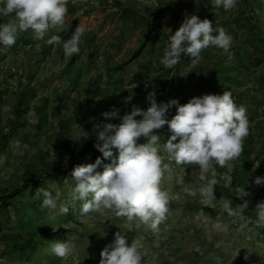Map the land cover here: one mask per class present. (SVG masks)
<instances>
[{"label":"rangeland","instance_id":"obj_1","mask_svg":"<svg viewBox=\"0 0 264 264\" xmlns=\"http://www.w3.org/2000/svg\"><path fill=\"white\" fill-rule=\"evenodd\" d=\"M67 8L65 24L49 29L45 40L29 30L12 46L0 45V264H100L102 249L117 232L129 244L142 241L146 264H264V228L253 223L257 204L264 202V185L255 184L256 176H264V0H238L231 10L215 8L211 0H68ZM242 8L255 13L259 34L253 38L237 15ZM192 14L227 30L233 37L229 53L209 47L197 63L182 54L173 68L164 67L160 61L172 32ZM14 19L0 17V24ZM79 24L87 28L79 54L66 57L62 45L45 42L57 32L71 38ZM224 66L227 72H220ZM226 90L246 107L250 130L239 158L225 167L214 163V197H202L207 181L199 179L198 165L168 159L163 144L171 132L165 124L156 131L168 165L161 186L169 211L159 231L115 210L80 216L71 175L76 165L102 157L96 126L120 122L104 112L116 108L122 116L134 105L146 110L152 91L159 103L184 92L193 98ZM175 114L169 109V118ZM79 131L89 136L74 139ZM41 187L58 191L69 213L50 220L41 210L42 195L36 197ZM242 187L250 193L246 209L238 197ZM225 200L235 215L223 210ZM55 240L74 241L76 252L51 254Z\"/></svg>","mask_w":264,"mask_h":264},{"label":"clouds","instance_id":"obj_2","mask_svg":"<svg viewBox=\"0 0 264 264\" xmlns=\"http://www.w3.org/2000/svg\"><path fill=\"white\" fill-rule=\"evenodd\" d=\"M211 3L215 8L222 6L231 10L238 0H211ZM67 5L68 0H0V17L15 18L0 24V45L12 46L20 33L29 30L34 39L45 40L49 29H60L65 24ZM86 31V26L79 24L71 38L62 39L57 32L45 42L62 45L65 56L71 57L80 53L81 39ZM232 40L224 27H214L211 20L201 19L197 14L186 15L178 30L172 32L160 62L166 68H173L183 54L197 63L202 51L209 47L229 53ZM147 99L150 106L146 110L134 105L122 116L116 108L103 113L104 117L119 118L120 122H107L102 128L96 126L95 147L102 157H97L94 163L78 164L72 171L71 177L76 181L72 195L74 200L81 202V217L115 210L117 216L129 221L138 219L151 231H159L169 211V194L161 186L168 165L161 155V136L156 131L165 124L171 136L163 144V151L178 165L199 166V179L207 181L199 190L204 198L215 196L214 186L218 182L214 163L225 167L241 155L250 121L246 107L238 106L230 91L194 96L184 104L178 99L158 103L155 91L149 92ZM173 106L177 112L169 118V109ZM88 136L89 132L79 131L74 139ZM141 137L145 142H139ZM107 158H111L110 163H104ZM101 164L102 172L97 171ZM210 171L213 178L207 179ZM255 184L264 185V176H256ZM50 189L41 187L36 197L42 195L41 210H47L49 219L55 220L69 213V207L60 202L58 191L53 195ZM249 194L244 187L238 189V197L243 200L241 208L249 206L250 201L244 199ZM222 208L229 215L236 214L229 200L223 202ZM253 223L264 228V202L257 204V218ZM76 249L74 241L55 240L50 244V253L60 258L74 254ZM145 257L140 239H133L129 244L127 236L117 232L115 239L102 249L100 264H146Z\"/></svg>","mask_w":264,"mask_h":264},{"label":"trees","instance_id":"obj_3","mask_svg":"<svg viewBox=\"0 0 264 264\" xmlns=\"http://www.w3.org/2000/svg\"><path fill=\"white\" fill-rule=\"evenodd\" d=\"M252 13L255 14L254 12H252V10H249L247 8H244V9L242 8L240 10V12H238V14H237L238 16H240V19H244L245 18V21H244L245 22V26L244 27H246V30H247L248 34H250V32H251L250 38H253L254 37L253 34H255V33L259 34L258 27H257L258 25H257L256 21L254 20V15ZM236 21H238V19ZM222 70H224V71H220V72H224V73L227 72L226 66H224V68ZM216 72H219V70H216ZM224 77L226 79L230 80V81L232 80L231 76H224ZM155 93L157 94V92H155ZM231 93H232V96H234L236 94V92H231ZM172 99H178L181 104H184V103H187L191 99V97L186 92H184L183 95H181L180 97L177 94ZM170 109H172L173 111L177 112V108L175 106H173ZM95 160L96 159H89V160H86L85 163H94ZM98 168H97V171H98ZM62 173H65V172L63 171ZM46 175H49V174H46Z\"/></svg>","mask_w":264,"mask_h":264}]
</instances>
